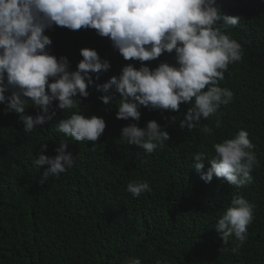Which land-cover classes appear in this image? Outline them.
<instances>
[{
    "label": "trees",
    "instance_id": "1",
    "mask_svg": "<svg viewBox=\"0 0 264 264\" xmlns=\"http://www.w3.org/2000/svg\"><path fill=\"white\" fill-rule=\"evenodd\" d=\"M218 5L222 15L241 17L226 34L243 51L219 85L234 93L217 113L219 128L213 116L191 131L182 130L179 121L190 107L185 104L178 112L142 106L138 121L116 119L118 94L112 105H104L94 86L87 89V98H79L77 110L58 111L53 121L31 133L23 131L15 112L5 113L0 104V264H122L129 257L140 258L142 264H264V0H218ZM45 34L52 40L50 53L66 56L70 70L82 59L81 48L94 49L107 59L111 67L98 74L96 83L118 76L126 64L140 66L125 61L94 29L54 26ZM174 55L165 53L144 64L150 69L161 62L174 64ZM71 111L102 117L106 128L101 137L77 142L55 131L56 121ZM36 112L29 107L24 115ZM150 120L169 133L163 147L145 154L120 139L123 126L145 127ZM205 125L212 135L201 131ZM242 128L259 162L252 183L236 189L215 177L207 183L200 179L192 169L193 155L205 154L206 171L214 155L212 145ZM61 143L67 144L74 166L42 182L47 165L38 169L34 164L41 144L47 145L43 154L54 157ZM133 180L148 182L151 191L133 197L126 191ZM237 192L255 205L247 239L239 247L234 236L222 244L215 231Z\"/></svg>",
    "mask_w": 264,
    "mask_h": 264
},
{
    "label": "clouds",
    "instance_id": "2",
    "mask_svg": "<svg viewBox=\"0 0 264 264\" xmlns=\"http://www.w3.org/2000/svg\"><path fill=\"white\" fill-rule=\"evenodd\" d=\"M240 19L238 15H222L218 0H0V104L5 105V113L15 112L23 131L31 133L36 126L53 121L58 111L77 110L79 98H87V89L94 86L104 105H112L118 94L116 119L138 121L142 106L178 112L185 104L190 107L179 121L182 130L191 131L201 120L213 116L219 128L217 113L234 96L230 89L219 85L228 66L243 55L241 45L226 30ZM54 26L94 29L97 35L110 40L125 61H138L140 66L126 64L118 76L96 83L98 74L110 69V62L94 49L81 48L82 59L75 70H70L66 56L57 58L49 51L52 40L45 33ZM173 52L174 64L161 62L151 69L144 64ZM92 74H97L95 80ZM29 107L37 110L35 115H24ZM105 128L102 117H85L71 111L67 118L56 121L54 130L77 142H95ZM201 131L212 135L207 125ZM248 137V131L242 128L232 138L214 143V155L208 158L210 167L206 171L205 154L195 153L192 169L206 183L215 177L236 189L244 188L252 183L251 173L259 166ZM120 139L151 154L170 136L150 120L145 127L136 123L123 126ZM66 148L67 144L61 143L55 149L56 155L50 157L43 154L47 145L41 144V154L34 164L38 169L47 165L42 182L74 166L75 160ZM126 191L140 197L151 188L146 181L133 180ZM254 215L255 205L239 192L234 194L215 224L222 244L234 236L237 247L241 246ZM122 264L142 261L129 257ZM155 264L166 262L157 260Z\"/></svg>",
    "mask_w": 264,
    "mask_h": 264
}]
</instances>
